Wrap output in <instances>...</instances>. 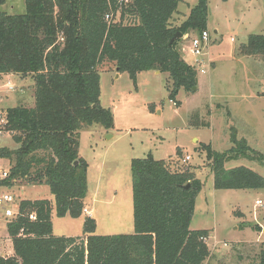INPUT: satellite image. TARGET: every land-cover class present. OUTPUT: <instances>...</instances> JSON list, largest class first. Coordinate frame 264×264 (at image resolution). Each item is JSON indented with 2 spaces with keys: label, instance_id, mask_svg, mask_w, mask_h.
I'll return each instance as SVG.
<instances>
[{
  "label": "trees",
  "instance_id": "1",
  "mask_svg": "<svg viewBox=\"0 0 264 264\" xmlns=\"http://www.w3.org/2000/svg\"><path fill=\"white\" fill-rule=\"evenodd\" d=\"M181 2L24 0V13H0V79L17 75L34 84L32 106L4 111V129L15 148L0 147V160L9 164L0 189L19 181L44 184L56 217L82 216L88 165L79 157L80 132L114 128L110 110L99 103L103 65H113L134 83L142 72L168 74L171 101L197 84V70L178 50L181 39L169 42L177 32L183 37L206 31L208 5L196 0L187 18L173 25ZM237 54L264 61V35H250ZM189 125L205 126L191 120ZM230 143L224 152L202 146L214 190H264V177L249 168L224 167L241 159L264 167V155L233 130ZM131 185L132 234L96 235L94 219L85 217L81 237L55 236L49 201L20 200L18 214L6 223L14 256L0 257V264H204L209 231L189 228L201 181L148 155L132 160ZM253 264H264V250Z\"/></svg>",
  "mask_w": 264,
  "mask_h": 264
},
{
  "label": "rangeland",
  "instance_id": "2",
  "mask_svg": "<svg viewBox=\"0 0 264 264\" xmlns=\"http://www.w3.org/2000/svg\"><path fill=\"white\" fill-rule=\"evenodd\" d=\"M185 2L190 9L196 3ZM207 5L209 41L201 55L188 53V40L198 36L197 32L183 36L178 44L184 61L197 70L195 90L181 89L171 101L166 73L142 72L134 83L126 73L116 78L111 65L99 70V103L110 110L114 128L108 134L99 131V126L80 132L79 157L89 167L83 202L96 223V235L132 234L131 162L150 155L166 161L170 171L187 169L201 181L189 228L213 229L206 241L211 256L207 264H253L259 262L264 250V190H214L202 146L209 145L216 152L228 150L233 130L238 140L244 139L251 149L264 155V61L259 56L237 54L250 35H264V0H207ZM189 7L180 3L177 10L187 14ZM24 11V0H5L0 6V13L9 15ZM33 85L32 80L23 78L1 80L0 111L32 106ZM190 120L205 126L193 127ZM0 147L15 148L4 128L0 129ZM185 157H189L187 162ZM238 166L264 177L263 166L245 159L230 161L224 167ZM8 167L7 160H0V177ZM0 193L12 195L17 203L49 201L53 234L82 235L84 219L56 217L54 198L44 184L19 181L1 188ZM255 201L260 204L255 205ZM82 215L88 217L84 211ZM15 217L6 218L0 207L2 236L7 234V221Z\"/></svg>",
  "mask_w": 264,
  "mask_h": 264
},
{
  "label": "built area",
  "instance_id": "3",
  "mask_svg": "<svg viewBox=\"0 0 264 264\" xmlns=\"http://www.w3.org/2000/svg\"><path fill=\"white\" fill-rule=\"evenodd\" d=\"M188 41H189L188 42V53H190L192 56L198 57L201 55L202 49L208 44L209 35L207 31H204L200 35L190 38ZM195 62L200 64L198 59H196ZM8 84L9 83H7L6 86ZM10 91H14V90L11 89ZM173 104L175 105V103ZM5 123H6V120H5L4 112L0 111V129L4 128ZM188 160H189V157H185L184 162H187ZM6 176L7 174L4 172L1 174L0 178H5ZM259 204H260L259 201L255 202V205H259ZM1 206H3V212L6 218H13L15 217V213L18 212L19 205L17 203V200L8 193L6 194L0 193V207ZM83 211L84 213L88 214L87 210L84 209ZM29 218L30 220H34L35 216L30 215Z\"/></svg>",
  "mask_w": 264,
  "mask_h": 264
},
{
  "label": "crops",
  "instance_id": "4",
  "mask_svg": "<svg viewBox=\"0 0 264 264\" xmlns=\"http://www.w3.org/2000/svg\"><path fill=\"white\" fill-rule=\"evenodd\" d=\"M195 2H196V0H194ZM248 1V3H250L251 2V0H247ZM181 3H183V4H185L186 6H188L189 7V4L187 3V2H185V0H182V2ZM196 4V3H195ZM189 9H190V7H189ZM189 13H190V10L188 11V13L187 14H184V13H180L178 10H177V14H175L174 16H173V18H172V21H171V23L173 24V25H179L180 23H182L186 18H187V16L189 15ZM206 31H208V22H207V24H206ZM216 33V32H215ZM188 35V34H187ZM186 36H184V38H185ZM182 59H183V56H184V54L182 53ZM184 60V59H183ZM185 62V61H184ZM186 63V62H185ZM187 64V63H186ZM106 65V64H105ZM107 66H109V65H107ZM114 69H115V72L117 73V76H116V78H118L119 76H120V74L121 73H118L117 71H116V68L113 66V65H111ZM191 66V65H190ZM194 67V66H193ZM160 73V72H159ZM156 74H158L157 72H156ZM20 78V79H22L21 77H19V76H17V75H4V76H2L1 77V79H0V81L1 80H4V79H9V78ZM23 79H29V80H31L29 77H27V78H23ZM93 127V126H92ZM92 127H90V128H92ZM99 129V131H103L105 134H108L109 133V131H105V130H103L102 128H98ZM95 131H98V130H95ZM113 136H108V138H112ZM80 139V138H79ZM89 167H88V169H87V190H88V187H89ZM97 183V182H96ZM97 185V184H96ZM256 202V201H255ZM85 204H84V202H83V206H84ZM83 209H85V210H87V211H89L88 212V217H90V218H92V213H91V211L87 208V207H85L84 206V208ZM80 218H83L84 219V217H83V215L80 217ZM79 218V219H80ZM7 229V228H6ZM207 231H209V236H208V239H210L211 237H212V233H213V229L211 230H209V229H206ZM54 235V234H53ZM55 236H64V237H81L82 235H76V236H70V235H55ZM210 253H211V251H210ZM14 256V251H13V247H12V242H11V239L9 238V236H8V233L5 235V236H2L1 234H0V257H2V258H6V257H13ZM211 257V256H210ZM209 257V258H210ZM211 259V258H210ZM205 264H207V261H206V263Z\"/></svg>",
  "mask_w": 264,
  "mask_h": 264
},
{
  "label": "water",
  "instance_id": "5",
  "mask_svg": "<svg viewBox=\"0 0 264 264\" xmlns=\"http://www.w3.org/2000/svg\"><path fill=\"white\" fill-rule=\"evenodd\" d=\"M182 38H183V37H182L181 33L177 32V33L174 35V37L170 40L169 45H172L173 42H175L176 40H180V39H182ZM157 73H159V72L157 71ZM192 90H195V87H193ZM185 188H188V185H187Z\"/></svg>",
  "mask_w": 264,
  "mask_h": 264
}]
</instances>
